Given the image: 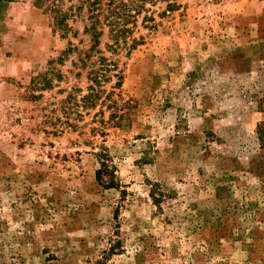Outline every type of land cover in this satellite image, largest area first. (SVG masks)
Instances as JSON below:
<instances>
[{"label": "rangeland", "instance_id": "rangeland-1", "mask_svg": "<svg viewBox=\"0 0 264 264\" xmlns=\"http://www.w3.org/2000/svg\"><path fill=\"white\" fill-rule=\"evenodd\" d=\"M91 1L0 0V264H264V0Z\"/></svg>", "mask_w": 264, "mask_h": 264}, {"label": "trees", "instance_id": "trees-1", "mask_svg": "<svg viewBox=\"0 0 264 264\" xmlns=\"http://www.w3.org/2000/svg\"><path fill=\"white\" fill-rule=\"evenodd\" d=\"M157 0H119L116 3H112V0H109L108 3L106 4V12L107 14L105 15V19H108V23H111L116 27L114 32V37L116 40L120 36H124L125 32L128 33V29L126 28V25L130 22V20H134L137 15H139L144 8V5L147 2H155ZM98 1L97 0H92L91 1V8H93V5H96ZM173 4H168V8L173 7ZM65 14H60V16H57V23L58 25L64 26L65 25ZM147 17L144 16L143 19ZM148 19V18H147ZM96 21V18H94V22ZM92 22L89 27L85 28L86 31L92 30V36L94 38L100 36V32H96L95 28V23ZM93 91V89H92ZM109 174L110 175V170L108 165L104 162L101 161L100 163V168L96 170V179L99 183L103 182V177L105 175ZM112 177V176H111ZM114 180H109L107 184L104 185H113Z\"/></svg>", "mask_w": 264, "mask_h": 264}]
</instances>
